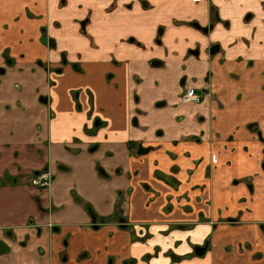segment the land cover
<instances>
[{
    "label": "crops",
    "instance_id": "obj_1",
    "mask_svg": "<svg viewBox=\"0 0 264 264\" xmlns=\"http://www.w3.org/2000/svg\"><path fill=\"white\" fill-rule=\"evenodd\" d=\"M1 67L0 264H264V0H0Z\"/></svg>",
    "mask_w": 264,
    "mask_h": 264
},
{
    "label": "flooded vegetation",
    "instance_id": "obj_2",
    "mask_svg": "<svg viewBox=\"0 0 264 264\" xmlns=\"http://www.w3.org/2000/svg\"><path fill=\"white\" fill-rule=\"evenodd\" d=\"M213 15H214V18H215V19H218V17L216 16V11L213 12ZM85 22H86V21L84 20V21H82V23H81L82 26H83V29L85 28ZM46 30H47L46 27H43L44 34L40 37V41H41L42 38L46 37V38L52 40L53 43H54V45H55V43H56L55 39H54L53 37H49V35H47V31H46ZM41 42H42V41H41ZM42 43H43V42H42ZM47 45H50L49 42L47 43ZM50 46H51V45H50ZM210 51H211V49H210ZM4 54H5L6 63L12 65L13 62H14V59H13L12 57L9 56L8 51H6ZM66 60H67V59H66V57H65V54L63 53V57H62V61H63V63H66V62H67ZM4 70H5V68H3V67L0 68V71H1V72H4ZM60 70H61V69H58V71H60ZM197 92H198V91H197ZM198 93H199V92H198ZM199 94L201 95V99H202V94H201V93H199ZM183 100H184V99H183ZM250 125H251V124H250ZM250 125H249V126H250ZM260 137L262 138V136H260ZM263 167H264V166H263ZM35 172H39V173H43V172L50 173V174H51V179L53 180V175H52V173H51L48 169L43 168V169L38 170V171H35ZM35 172H34V173H35ZM35 175H36V174H35ZM245 182H246V185L248 186L249 190L253 193V192H254V189H255V184H254L253 178H252V177H249V178L245 179ZM147 186H148V185H146V187H147ZM224 222H226V223L232 225V224H237V223H239V222H241V221H240V217L238 216V217H230L229 219H226ZM121 224H122V225H126V223H124V222H122ZM178 226H179V227H186V225H184V224H181V225H178ZM261 228H264V223H262V224L260 225V228H259V229H261ZM207 245H208V241H206V242L204 243V245L201 246V247H204L205 250H206Z\"/></svg>",
    "mask_w": 264,
    "mask_h": 264
},
{
    "label": "built area",
    "instance_id": "obj_3",
    "mask_svg": "<svg viewBox=\"0 0 264 264\" xmlns=\"http://www.w3.org/2000/svg\"><path fill=\"white\" fill-rule=\"evenodd\" d=\"M183 99L190 102H199L201 100V95L194 87H188L183 95ZM51 180V174L46 172L39 173L33 178L34 185L38 188L48 186Z\"/></svg>",
    "mask_w": 264,
    "mask_h": 264
},
{
    "label": "water",
    "instance_id": "obj_4",
    "mask_svg": "<svg viewBox=\"0 0 264 264\" xmlns=\"http://www.w3.org/2000/svg\"><path fill=\"white\" fill-rule=\"evenodd\" d=\"M41 41L43 43H45V44H47L49 42V44L51 46H54L53 41L50 40V39H48V38H46V37L42 38ZM218 49H219V46L218 45H215V46H213L211 48V51L210 52L214 54V53H216L218 51ZM8 250H9L8 245L4 241H0V254H3L5 252H7ZM196 250L200 254H203L205 252V248L204 247H197Z\"/></svg>",
    "mask_w": 264,
    "mask_h": 264
},
{
    "label": "trees",
    "instance_id": "obj_5",
    "mask_svg": "<svg viewBox=\"0 0 264 264\" xmlns=\"http://www.w3.org/2000/svg\"><path fill=\"white\" fill-rule=\"evenodd\" d=\"M214 12H215V10H214ZM250 126H252V125H250ZM129 144H130V146H131L132 149H133V148H134V142H130ZM137 150L139 151L140 154H143V153H145V152H147V151L149 150V147H143L142 145H139ZM38 173H39V172H35V174H38ZM158 175H159L160 177L164 178V176L161 175V173H160L159 171H158ZM164 179H167V178L165 177ZM0 182H1V183L3 182L2 179H0ZM1 183H0V184H1ZM88 209H89L90 213H91V214L94 216V218H95L96 216L94 215V212L92 211V209H91V208H88ZM114 219H117V215H115ZM104 220H105V221H108V219H107V220L104 219Z\"/></svg>",
    "mask_w": 264,
    "mask_h": 264
},
{
    "label": "rangeland",
    "instance_id": "obj_6",
    "mask_svg": "<svg viewBox=\"0 0 264 264\" xmlns=\"http://www.w3.org/2000/svg\"><path fill=\"white\" fill-rule=\"evenodd\" d=\"M79 1H81V0H79ZM88 0H86V2H87ZM67 64H73V67L77 70V71H80L81 69H82V64L80 63V62H78V61H70V60H68V63ZM1 72V71H0ZM2 73V72H1ZM202 101V99L199 101V102H201ZM199 102H196V103H199ZM8 109V108H7ZM10 112L11 113H14V109L13 108H11L10 109ZM254 128H255V126H254ZM256 131L258 132V128H256ZM259 133V132H258ZM137 143H134V148H135V145H136ZM37 175V174H36ZM35 175V173L33 174V176H32V178H31V182H32V184L34 185V181H33V178L36 176ZM38 188V187H37Z\"/></svg>",
    "mask_w": 264,
    "mask_h": 264
}]
</instances>
